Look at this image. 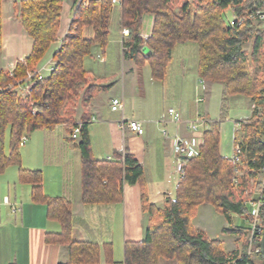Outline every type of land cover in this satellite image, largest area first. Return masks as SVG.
Here are the masks:
<instances>
[{
  "label": "trees",
  "instance_id": "16d2710c",
  "mask_svg": "<svg viewBox=\"0 0 264 264\" xmlns=\"http://www.w3.org/2000/svg\"><path fill=\"white\" fill-rule=\"evenodd\" d=\"M64 0H19L20 21L32 38L31 52L17 60L12 70L0 67V172L10 164L20 167L19 180L31 185L33 202L46 205L47 217L61 224V232L47 234L46 242L68 246L69 256L59 264H95L111 260L112 245L73 240V206L70 200L48 197L43 192V172L21 167L20 141L23 135L41 129L68 126L72 138L78 121L82 122L75 146L81 152L82 199L86 204L115 203L123 198L125 183L141 189L143 207L150 214V224L142 241L128 242L125 264H159L160 258L175 259L178 264H242L233 262L238 251L226 252L223 240H211L193 226L192 220L201 204H211L230 223L226 231L244 232L231 224L233 215H245L244 184L252 174L232 184L234 165L220 152L221 120H215L204 133V143L197 156L187 160L185 175L180 178L175 197L163 207L149 200L145 171L129 151L114 150L112 160H96L92 155L88 123L75 120L72 105L87 81L85 58L98 45L105 50L109 43L112 0H90L76 7L69 32L53 54L49 76H40L38 65L57 40ZM231 0H193L176 6L173 0H123L121 26L130 31L125 39L124 57L137 66L149 63L153 79L163 81L178 43L194 42L199 46L198 74L204 81L221 82L220 118L227 119L230 98L240 95L253 99L252 116L240 124V143L248 159L264 154V29L247 18L242 24L226 26L222 13ZM240 13L237 5H232ZM154 14V23L146 42L140 36L143 17ZM85 27L93 37L86 38ZM254 38L252 51L244 45ZM150 50V55L144 49ZM3 53V0H0V56ZM33 84L27 95L17 85ZM92 86H89L91 88ZM88 88V89H89ZM2 89V90H1ZM238 131V130H237ZM8 135V150H7ZM73 139V138H72ZM245 233V232H244ZM246 242V235L236 239ZM262 263L264 264L262 258Z\"/></svg>",
  "mask_w": 264,
  "mask_h": 264
},
{
  "label": "crops",
  "instance_id": "0c3cea01",
  "mask_svg": "<svg viewBox=\"0 0 264 264\" xmlns=\"http://www.w3.org/2000/svg\"><path fill=\"white\" fill-rule=\"evenodd\" d=\"M68 8L64 17V9L61 14V23L66 22L67 18L64 31L74 15L76 0H70ZM147 16H150L148 18L149 23L151 19L152 26L151 28L149 26L148 30L141 29L140 36L143 39L150 36L154 23L152 13H146L143 22ZM12 17L11 12L7 13V18L3 16V61L7 64L11 60L9 57L15 54L10 61V68L8 67L10 70L14 68L17 60L31 52V50H23L21 54H16L20 48L12 44L10 34L12 31H19V28ZM6 27L9 32L7 39ZM21 30L19 31L21 35L27 34L23 27ZM64 31L60 30L59 36H63ZM83 34L86 38L93 37L92 28L85 27ZM95 47L97 48L93 49ZM93 48L90 54L93 56L85 58L87 81L83 84L79 98L69 107L74 112L76 121L82 119L88 123L93 157L96 160H112L114 150L129 151L144 168L150 202L156 207H163L168 199L175 197L180 181L173 154L174 135L178 130L184 137L193 138L198 134L190 131L185 123H181L179 127L170 123L167 125L169 134L164 136L157 121L170 116L167 111L165 112V107L160 109L159 97L162 96L163 100L166 95L172 96L176 103L174 107L184 119H192L196 113L212 118L209 101L218 95L221 101L224 84L219 87L221 89L219 91L216 86L221 82H209L200 78L199 46L194 42L178 43L174 47L173 58L163 81L152 78L149 65L137 66L133 59L124 55L121 66L114 70L105 54L109 51L108 48L103 50L98 45ZM54 52L50 54L47 64L43 66L39 64L38 70L48 71L46 75L43 73L44 76L50 75L48 68L55 62ZM196 55L197 71L188 66L191 62L194 64ZM96 58L100 59L103 66L96 67ZM190 70L196 71L197 78H193L194 74H189ZM119 75H121L120 81L117 78ZM119 83L120 88H117ZM192 87L203 98L202 102L195 103L193 100L191 102L188 100L187 95ZM98 94H104V98L97 103ZM114 98L124 100V112L112 110L111 102ZM231 98L228 118L224 120L220 118V106L216 116V120H221L220 152L228 158L233 155L236 133L244 121L230 117ZM254 110L255 105L251 116ZM123 117L142 121L145 133L138 134L130 129L123 131L119 125ZM224 124L230 125L224 128ZM34 134L35 139H33ZM28 138L33 142L25 143L21 148V167L43 172V192L46 196L61 197L71 201L74 221L73 240L112 245L111 260L107 261L103 258L95 264H125L126 244L144 240L150 224L151 216L143 207L140 187L125 183L121 201L86 204L82 199L81 152L75 146L68 126L59 124L53 129L36 130L28 135ZM19 169L18 165L10 164L0 172V264H59L66 261L69 256L67 245L46 242L47 234L61 232V224L47 217L45 204L33 202L31 185L20 182ZM197 210H199L198 215L196 211L192 220L193 226L204 231L211 240H223L226 252L237 250L225 235L226 229L230 227L225 216L217 212L209 203L199 205ZM202 213L203 215L208 213L210 216L203 220ZM238 216L232 217L231 224L243 227L241 220L244 221V215ZM159 264H178V262L175 259L160 258Z\"/></svg>",
  "mask_w": 264,
  "mask_h": 264
},
{
  "label": "built area",
  "instance_id": "2783aa9c",
  "mask_svg": "<svg viewBox=\"0 0 264 264\" xmlns=\"http://www.w3.org/2000/svg\"><path fill=\"white\" fill-rule=\"evenodd\" d=\"M90 0H76V7L89 5ZM123 0H112L113 6H119L121 9ZM232 5H237L240 13L233 10ZM232 11V19L228 22L229 26L240 25L249 18L254 23L259 24L264 28V0H231V5L228 7ZM121 44L122 50L125 49L124 42L129 36L130 31L127 27L121 26ZM66 35H71L69 26L63 36H58L57 42L61 45ZM59 45V46H60ZM54 65V63H53ZM53 65L48 68L50 72ZM40 76L42 69L37 71ZM33 84H28L25 87L24 96L32 89ZM2 90V89H1ZM203 101L201 96L197 97V102ZM111 108L114 111L124 112L125 102L121 98H114L111 102ZM170 117L163 118L157 121V125L164 136H168L169 130L167 125L175 124L177 127L181 123L187 124L190 131L196 132L198 136L189 138L184 137L177 131L174 135L173 154L176 162L177 172L179 177L185 175L187 160L199 154L200 148L204 143V133L211 128L214 120L201 113L196 114L192 119H184L180 112L175 108L168 109ZM119 125L123 131L130 129L138 134L145 133V127L142 121L137 119H126L123 117ZM82 122L78 121V125L74 128L72 134L73 139H78ZM27 141V135H23L20 141V146H23ZM234 165V176L232 184L238 187L242 183V178L250 173L252 176L244 184L243 190V208L246 210L244 216V232L246 234V242L240 243L237 248L238 257L233 262H243L242 264H259L261 259L260 241L264 233V154L249 158L243 150L240 143L236 144L233 155L231 157Z\"/></svg>",
  "mask_w": 264,
  "mask_h": 264
},
{
  "label": "rangeland",
  "instance_id": "374dc122",
  "mask_svg": "<svg viewBox=\"0 0 264 264\" xmlns=\"http://www.w3.org/2000/svg\"><path fill=\"white\" fill-rule=\"evenodd\" d=\"M175 5L178 7L180 6L182 3L186 2V1H193V0H173ZM70 4V0H64L63 1V9H64V14H63V17L65 15V12L68 11V5ZM63 11V10H62ZM8 12H11V15L14 17H12L13 21L16 23V25H18V28H19V31L21 32L22 30V24H21V21H20V10H19V0H3V16L4 18H7V13ZM120 8L119 6H113V13H112V21L110 22V35H109V43L106 47V49L108 48V52L106 51V57L108 58L109 60V65L112 64V67L114 70H117L118 67L121 66V63H122V60H123V50H122V44H121V34H120V29H121V15H120ZM150 16H147L142 24V29L143 30H148L149 26L151 28L152 26V21L150 19V23H149V18ZM222 17H223V21L225 22L226 26H229L228 22L232 19V11H230L228 8L222 13ZM63 19V18H62ZM7 20V19H6ZM67 22V18L65 20ZM66 22L62 21L61 25H60V29H59V33H60V30L63 32L64 29L66 28L67 24ZM6 25H8V23L6 22ZM68 28V27H67ZM120 28V29H119ZM15 29L17 30V28L15 27ZM264 29V28H263ZM67 30V29H66ZM18 30L17 31H12L11 32V36H10V40L12 42L13 45H17L19 46V51L16 52L17 55L21 54V52H23V50H31L32 48V38L26 34L25 32V36L24 35H21V33L19 32ZM65 32V31H64ZM27 35V36H26ZM9 36V32L7 31V27H6V34H5V38L7 39ZM59 36V34H58ZM147 39V38H146ZM146 39H143L145 42H146ZM253 41H254V38H251L245 45H244V49L248 52V53H251L252 51V46H253ZM59 43L57 42V40L50 46V48L48 49L46 55L43 57V59L41 60V65H45L47 64V61L50 57V54L56 50H58L59 48ZM25 48V49H24ZM97 47L93 48V49H96ZM97 51V50H96ZM94 53V52H93ZM16 55V56H17ZM150 55V54H148ZM15 54L10 56L9 59L13 60ZM90 57H92L93 55H89ZM88 56V57H89ZM6 59V58H5ZM10 60V61H11ZM10 61H8V63L6 64L4 61H3V55L0 56V67H5L8 68L9 67V64H10ZM96 62H97V65L96 67L98 68V65L99 66H103L101 63H100V59H97L96 58ZM194 64H192V62L190 64H188V66L191 68V69H195L197 71V55L195 56L194 58ZM144 65H149L148 62H145ZM143 65V66H144ZM41 66V67H42ZM39 67V65H38ZM51 67V66H50ZM49 67V68H50ZM148 67V66H146ZM10 68V67H9ZM8 68V69H9ZM13 69V68H12ZM11 69V70H12ZM143 69V68H142ZM151 69V68H150ZM195 70H190V73L189 74H194L195 76L193 78H197V73ZM47 74V72H44L42 71V74ZM168 73V72H167ZM50 74V72H49ZM191 74V75H192ZM33 75V73H30L28 75V78L26 79V82L25 83H19L17 85V89H19V91L21 92L22 95H24V92H25V87L26 84L30 77ZM120 77L121 75H119L117 78L118 80L120 81ZM128 82V80H127ZM222 86V83H220L219 85L216 86V89H219V91L221 90ZM141 87H142V84H141ZM220 87V88H219ZM117 88H120V83L119 85L117 86ZM25 89V90H24ZM117 91V90H116ZM215 94V93H214ZM216 95V94H215ZM197 96H199V94H197V91L194 90V87H192V89L190 90V92L188 93L187 95V98L188 100L191 102V100H193L195 103L197 102ZM233 97V96H232ZM104 98V94L100 95L98 94L97 97H96V101L97 103L102 100ZM159 101H160V109L162 110L163 107H165V112L167 111L168 112V109L170 107H173L175 108L174 106L176 105V103L174 102V98L170 95H166L165 98H163L162 100V96L159 97ZM220 97L219 95L216 96V97H212L211 98V101H209V104L211 106V114H212V120H216V116L218 114V111H219V106H220ZM254 101L252 98L250 97H246V96H240V95H236L234 96L233 98H231V113H230V117H232L233 119H240V120H248L249 116H251V112H252V109L254 107ZM176 109V108H175ZM177 110V109H176ZM197 114V113H196ZM196 114L193 116L196 117ZM207 116V115H206ZM244 121H242V124H244ZM230 124H227V126H225L224 124V128L226 127H229ZM173 127V126H172ZM33 133V132H32ZM31 133V134H32ZM196 133V132H195ZM242 137V130L239 128L238 131H237V140H240ZM33 139H35V134L33 136ZM7 150H8V135H7ZM29 141V142H28ZM33 142V140H30L27 136V141L26 143L29 144ZM238 144V143H237ZM25 145V144H24ZM23 145V146H24ZM224 145V148H226V145ZM229 145V143H228ZM227 145V146H228ZM21 146V148L23 147ZM21 148H20V151H21ZM230 151H232V145H230ZM234 151V149H233ZM198 211L197 210V215H198ZM200 216V215H199ZM210 215L208 213H205V215H203V213L201 214V217L202 219H207V217H209ZM242 216V215H240ZM245 216V215H244ZM219 217V216H217ZM233 217H239L238 215H233ZM211 218H214V217H211ZM243 218V217H242ZM241 222L244 224V221L241 220ZM217 221H216V227H217ZM236 226V225H235ZM243 228V231H244V227ZM240 235H246L244 232H235V231H226V236H227V239H229L231 241V244L234 245V247H236V249L239 247V242L236 241L237 237ZM244 243V242H243ZM234 251V250H233ZM259 264L262 263L261 259L258 260Z\"/></svg>",
  "mask_w": 264,
  "mask_h": 264
},
{
  "label": "water",
  "instance_id": "95a60500",
  "mask_svg": "<svg viewBox=\"0 0 264 264\" xmlns=\"http://www.w3.org/2000/svg\"><path fill=\"white\" fill-rule=\"evenodd\" d=\"M144 51L147 54H150V50L148 48H145ZM260 248H261V258H262V260L264 262V233H263L261 241H260Z\"/></svg>",
  "mask_w": 264,
  "mask_h": 264
}]
</instances>
